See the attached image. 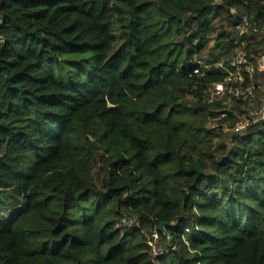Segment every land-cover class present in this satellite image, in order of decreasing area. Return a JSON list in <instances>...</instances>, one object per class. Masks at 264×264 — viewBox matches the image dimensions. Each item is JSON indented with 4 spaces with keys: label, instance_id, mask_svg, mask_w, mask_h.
Masks as SVG:
<instances>
[{
    "label": "trees",
    "instance_id": "trees-1",
    "mask_svg": "<svg viewBox=\"0 0 264 264\" xmlns=\"http://www.w3.org/2000/svg\"><path fill=\"white\" fill-rule=\"evenodd\" d=\"M233 8L264 25V0H0V264H264V120L216 154L226 72L193 59L220 15L208 61L237 48Z\"/></svg>",
    "mask_w": 264,
    "mask_h": 264
},
{
    "label": "built area",
    "instance_id": "built-area-1",
    "mask_svg": "<svg viewBox=\"0 0 264 264\" xmlns=\"http://www.w3.org/2000/svg\"><path fill=\"white\" fill-rule=\"evenodd\" d=\"M232 12L233 14L238 13L236 8H233ZM0 24H2L1 17ZM250 27V21L245 16L236 25V29L240 35H247ZM255 31L264 34V25L259 29L256 27ZM3 40L0 32V41L2 42ZM237 44L238 46L228 59V63L224 61H198V63L202 65L204 71L223 69L226 72L223 80L214 81L208 85L206 94L209 102H220L222 105H226L232 99H236L242 100L247 104L244 115H236L231 125L226 122L223 123L224 130H228L232 134L241 135L252 124L264 120V46L259 51L248 52L244 39L237 41ZM194 72L199 73L200 69L195 68ZM256 74H258L257 83L254 82ZM247 80L249 81L248 84ZM257 89L260 91L257 92ZM227 110H229L227 107L219 110L218 116L213 118V126H219L218 123H215L216 121L225 120L228 114ZM122 222L130 228L141 227V222L137 215H125ZM143 233L153 260L173 248L162 242L157 227L149 231H143Z\"/></svg>",
    "mask_w": 264,
    "mask_h": 264
},
{
    "label": "rangeland",
    "instance_id": "rangeland-1",
    "mask_svg": "<svg viewBox=\"0 0 264 264\" xmlns=\"http://www.w3.org/2000/svg\"><path fill=\"white\" fill-rule=\"evenodd\" d=\"M214 1H215L216 5H224V0H214ZM237 10H238V13L240 15L247 16L249 18V15L245 9H237ZM230 13L233 14L232 11ZM249 21H250L251 27L248 30V34L247 35L245 34V36H244L246 46L249 43V41L246 40L248 38L252 39V41H254V42L255 41L257 42L259 40L264 39V34H261L259 31H255V28L257 27V25H254L255 21H253V20H249ZM212 26H213V29H207L209 41L205 45V47L202 49V51L200 53L201 57H198V55H195L193 59L208 61V57L213 58V54L218 55V51L214 49L218 34L220 33V31L222 29H226L227 31L233 30L232 22H230L226 19V15H223V16L220 15L218 17H214L212 20ZM259 28L260 27H258V29ZM235 34H232V36L234 38L241 37V36H239L240 34H238V35H235ZM237 41H238V39H237ZM263 46H264V44L258 45V46L252 45V47H255L256 51H259L260 49H262ZM234 50H235L234 48L231 49L230 53L228 54V57H230L234 53ZM228 57L223 56V57H221L222 58L221 60H224ZM256 78L254 79V81H256ZM258 91H260V90L257 89V92ZM193 101H195V99L193 98V95L188 93L186 95V102L192 103ZM224 107H227V109L232 111L233 114L238 116V115H242V114L244 115V110L246 109L247 104L245 102H243L242 100L232 99L226 105L221 104L220 109L224 108ZM212 123H210V124L208 123V126L209 127L213 126ZM216 126H217V128H215V129L217 130V132H215L216 134L212 136V138H211L212 142H211L210 146H211V149L216 154L224 155L225 153L229 152L232 148H234L236 146L237 139L233 138V135L230 131L224 130V129L220 130V128H218V125H216ZM220 145H222L223 148H220ZM99 157L100 156H97V159L95 160L94 165H93V178L97 184H100V182L102 181V179L104 178V176L106 174V169L104 168ZM121 228H122V232L124 233L126 230H124V228L122 226H121Z\"/></svg>",
    "mask_w": 264,
    "mask_h": 264
},
{
    "label": "water",
    "instance_id": "water-1",
    "mask_svg": "<svg viewBox=\"0 0 264 264\" xmlns=\"http://www.w3.org/2000/svg\"><path fill=\"white\" fill-rule=\"evenodd\" d=\"M113 105L109 103V107H112ZM171 223L169 222H165V221H162L159 223L157 229L159 230V232H163L166 234V227L169 226Z\"/></svg>",
    "mask_w": 264,
    "mask_h": 264
}]
</instances>
